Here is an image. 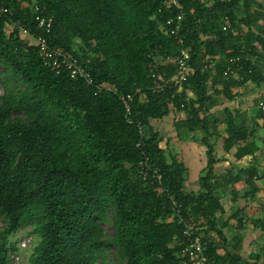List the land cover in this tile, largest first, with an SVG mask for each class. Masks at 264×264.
I'll return each mask as SVG.
<instances>
[{
  "label": "trees",
  "instance_id": "1",
  "mask_svg": "<svg viewBox=\"0 0 264 264\" xmlns=\"http://www.w3.org/2000/svg\"><path fill=\"white\" fill-rule=\"evenodd\" d=\"M33 1L52 21V45L90 62L92 86L50 71L18 30L7 31L9 23L20 20L36 32ZM172 1L3 0L14 16L0 18V67L6 78L0 95V218L5 222L0 264H8L9 248L18 250L11 237L24 228L37 243L28 264L106 263V243L120 253L119 264H193L181 255L185 227L178 223L173 203L160 186L138 177V165L145 159L160 170L181 214L203 236L209 258L217 264H264V246L250 258L238 252L240 238L229 248L226 202L218 190L241 178L229 171L221 184L209 142L221 137L227 154L237 150V160L254 159L260 151L256 133L264 113L259 105L252 127L246 118L237 122L238 109L225 108L224 133L211 110L218 98L237 102L246 85L264 84V0H178L185 15L178 35L184 45L166 26L181 11ZM183 49L189 51L194 69L183 88L152 93L150 62L158 58V75L170 80L178 74L174 60ZM207 58L216 61L212 68L205 67ZM230 67L235 73L227 78ZM13 79L18 86L11 88ZM103 83L115 84L121 94L141 88L146 95L133 103L134 119L149 134L140 147L138 129L128 123L119 97L97 92ZM171 113L183 115L176 122L178 131L204 133L207 164L197 194L185 192L188 170L176 157L168 158L153 127ZM240 173L250 188L245 199H257L258 166ZM238 198L234 195V201ZM108 206L116 212L113 236L105 239L102 225ZM232 219L243 229L246 212L237 209ZM254 225L264 236V218ZM215 237L223 242L221 250Z\"/></svg>",
  "mask_w": 264,
  "mask_h": 264
},
{
  "label": "built area",
  "instance_id": "2",
  "mask_svg": "<svg viewBox=\"0 0 264 264\" xmlns=\"http://www.w3.org/2000/svg\"><path fill=\"white\" fill-rule=\"evenodd\" d=\"M171 3L181 11L177 13L175 17L169 18L166 22V26H168L170 34L176 37L177 43L184 45V40L178 35L180 31L184 29L185 15L178 0H174ZM32 10L36 22V32H32L31 29L23 26L20 20L9 23L7 29L11 28V32L13 30L23 32L26 39L24 40L26 46H35L38 49L42 63L47 69L57 75L66 73L71 79H80L83 80L87 86H92L94 84V78L92 75V69L90 68V62H82L80 58L75 55L74 51H69L63 47L52 45L49 40V35L52 32L51 19L47 17L42 7L35 1H33ZM4 16L9 18L13 17L14 12L3 2V0H0V18ZM227 28L234 31L231 24H228ZM189 61L190 53L187 49H183L181 54L174 60L178 69V74L170 80L162 81L158 75V69L162 63L158 58H153L149 64L150 73L154 80L151 92L154 94H161L171 87H177L181 90L184 83L188 80V75L194 72ZM215 62L216 61L213 58H207L205 60V67L212 68ZM236 62L237 59H232L231 63L236 64ZM234 73L235 70L230 67L226 70L224 75L227 78H230ZM102 91L110 92L119 97L125 110L128 123L130 125H135L138 129L141 142L137 147H140L144 139L149 136L147 127L141 122L136 121L133 115V103L136 97L139 96L142 99L146 98L142 89L138 88L134 92L121 94L115 84L103 83L97 86V92L101 93ZM259 108L264 113L263 102L259 104ZM138 167V177L142 181L160 186L164 194H167V198L173 203V211L178 218V223L185 227L180 241V245L182 246L181 255L183 257H188L193 264H217L215 260H212L206 255L207 246L202 239L203 236L197 235L198 230L194 228L189 219L187 220L181 214V205L177 204L175 196L172 195L169 192L168 187L163 184V176L160 170L152 166L148 159L142 160ZM33 244V236L27 235L15 244L18 250H12L9 248L6 252L8 264H25L22 258V252L31 248Z\"/></svg>",
  "mask_w": 264,
  "mask_h": 264
},
{
  "label": "crops",
  "instance_id": "3",
  "mask_svg": "<svg viewBox=\"0 0 264 264\" xmlns=\"http://www.w3.org/2000/svg\"><path fill=\"white\" fill-rule=\"evenodd\" d=\"M240 93L241 97L237 102L233 103H229L223 98H218V105L211 110L214 117L219 120L218 126L222 133H224L226 129L223 122L226 116L225 108L227 107L231 110L238 109V123H241V121L246 118L247 124L250 127L254 126L252 118L259 111V103L264 101V84L261 86L248 84L240 90ZM182 117V114L176 115L171 113L163 120L154 121L153 127L160 134L162 147L166 150L168 158L171 159L173 156L176 157L177 160L183 163L188 170L186 181L184 182L185 192L189 194H197L202 191L200 180L207 164L206 147L201 142L204 133L202 131L194 133L178 131L176 128V122ZM260 126L261 127L257 129L256 133V141L260 151L256 153L254 159L252 156H247L241 160H237L235 157L237 150L235 149L230 154H227L221 137L214 136L209 140L215 148V156L218 160V163L215 165V170L218 178L221 180V184H223V178L229 179V171L233 172V176L239 175L241 178L239 183L230 186H223L218 190V194L223 196L227 206L229 202L232 203V205H236V208L233 206L235 210L240 209L247 211L248 207L250 208L251 206H254L255 208L252 201L256 203L257 199L246 200L244 197L250 191V188L245 181V176L240 173L241 170H246L252 165L258 166L260 177L256 180V185L259 188V192L257 193L259 202L261 200V204H257V208L264 210V145L259 143L262 141V136L264 137L263 120H260ZM234 195L239 197L238 201H234Z\"/></svg>",
  "mask_w": 264,
  "mask_h": 264
},
{
  "label": "rangeland",
  "instance_id": "4",
  "mask_svg": "<svg viewBox=\"0 0 264 264\" xmlns=\"http://www.w3.org/2000/svg\"><path fill=\"white\" fill-rule=\"evenodd\" d=\"M11 30H12L11 28L7 29L8 32H11ZM19 35H20V38L22 40H26L23 32H19ZM262 61L264 63V60H262ZM0 74L2 75L0 77V95H3L4 91H5V87L3 86L2 82L6 78L4 76V70L1 67H0ZM10 86H11V88L17 87L18 81L16 79H13L11 81ZM18 88L20 90L25 89L24 86H19ZM259 136H260V134H259ZM259 143L261 145H264V137L263 136H262V141H260ZM256 198H257L256 203H254V201H252V204L255 205V208H254V206H251L250 208L248 207L247 211H245L246 215H247V219H245L243 229L238 227L237 219L236 220L232 219V215L236 211L235 210L236 205H232V203L229 202L228 206L226 205V213L223 216L224 222L228 221V225H229L227 228L224 229V234L228 240L229 248L234 249L233 246L236 243V241H233V239L235 237L240 238L241 243L239 245L238 252L246 258H250L251 256H249V255L251 253L253 254V253H256L258 251H260L261 253L263 252L264 236L259 229L255 228L254 221L258 218H264V210L257 208V204L258 205L261 204V200L259 202L258 195ZM233 206L235 208H233ZM106 212H107V221L102 225V227L104 229L105 239H109L113 236L112 221H113L114 214L116 212L115 207L114 206H108L106 209ZM4 226H5V222L3 221V219L0 218V231L4 228ZM29 232H30L29 228H24L21 231L14 234L11 237V239L16 244L22 238L26 237L27 235H30ZM215 238H216L215 242L218 244L219 249L221 250L222 246H223V242L220 238H218V237H215ZM33 241H34V238H33ZM34 244H37V243H35V241H34ZM33 248H34V246H32L28 250L22 252V258H23L25 264L29 263L28 257L30 256ZM103 249H104V252H105L104 254L107 258V261H106V263H102V262L98 261L97 264H119L120 253L118 252V250L115 247L106 243L103 245Z\"/></svg>",
  "mask_w": 264,
  "mask_h": 264
}]
</instances>
